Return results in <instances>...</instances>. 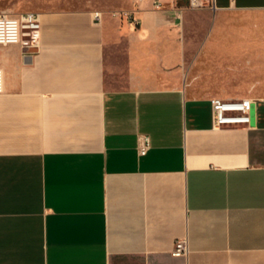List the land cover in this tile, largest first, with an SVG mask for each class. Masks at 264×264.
Segmentation results:
<instances>
[{
	"label": "crops",
	"instance_id": "0c3cea01",
	"mask_svg": "<svg viewBox=\"0 0 264 264\" xmlns=\"http://www.w3.org/2000/svg\"><path fill=\"white\" fill-rule=\"evenodd\" d=\"M127 2L136 24L46 12L38 49L0 46V264H264V98L215 129L187 1Z\"/></svg>",
	"mask_w": 264,
	"mask_h": 264
},
{
	"label": "rangeland",
	"instance_id": "374dc122",
	"mask_svg": "<svg viewBox=\"0 0 264 264\" xmlns=\"http://www.w3.org/2000/svg\"><path fill=\"white\" fill-rule=\"evenodd\" d=\"M127 0H0V14L127 10ZM187 83L221 99L264 98V11H190ZM197 14L196 16H194ZM225 97V98H224Z\"/></svg>",
	"mask_w": 264,
	"mask_h": 264
},
{
	"label": "built area",
	"instance_id": "2783aa9c",
	"mask_svg": "<svg viewBox=\"0 0 264 264\" xmlns=\"http://www.w3.org/2000/svg\"><path fill=\"white\" fill-rule=\"evenodd\" d=\"M187 9L199 11L214 8V0H186ZM157 5L156 8H159ZM113 17L126 19L133 24L136 20L131 13L125 11H115L111 13ZM101 12H94V19H101ZM40 14L22 13L12 16L6 13L0 14V46L20 45L23 48L38 49L40 45ZM3 93V73L0 70V94ZM252 101L247 99H210L212 111L213 127L215 129L223 127H248L250 125V113ZM138 153L144 156L149 149V140L146 136L138 138ZM187 254L186 242L183 240L175 243L172 255L181 257Z\"/></svg>",
	"mask_w": 264,
	"mask_h": 264
}]
</instances>
